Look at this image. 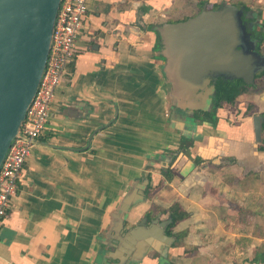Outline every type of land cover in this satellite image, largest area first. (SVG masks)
<instances>
[{
    "label": "crops",
    "instance_id": "1",
    "mask_svg": "<svg viewBox=\"0 0 264 264\" xmlns=\"http://www.w3.org/2000/svg\"><path fill=\"white\" fill-rule=\"evenodd\" d=\"M185 6L87 0L74 60L0 224V264H114L111 211L145 179L126 229L149 212L171 218L174 204L188 216L166 232V256L135 264H264V127L256 143L252 123L264 116V89L207 124L171 111L152 27L189 18Z\"/></svg>",
    "mask_w": 264,
    "mask_h": 264
},
{
    "label": "water",
    "instance_id": "2",
    "mask_svg": "<svg viewBox=\"0 0 264 264\" xmlns=\"http://www.w3.org/2000/svg\"><path fill=\"white\" fill-rule=\"evenodd\" d=\"M60 1L0 0V166L36 94ZM257 25L264 28L263 10L224 2L217 9L205 3L195 16L152 27L173 113L207 124L194 116L212 110L218 79L254 84L255 76L264 73L259 41L251 39ZM252 123L254 140L260 143L264 116H254ZM148 185L146 179L134 182L111 211L107 257L114 264H135L154 251L166 256L162 247L172 244L166 234L171 218L144 216L132 228L124 226L125 215L145 199Z\"/></svg>",
    "mask_w": 264,
    "mask_h": 264
},
{
    "label": "built area",
    "instance_id": "3",
    "mask_svg": "<svg viewBox=\"0 0 264 264\" xmlns=\"http://www.w3.org/2000/svg\"><path fill=\"white\" fill-rule=\"evenodd\" d=\"M86 14L87 0L60 1L44 72L20 131L0 166V224L17 192L23 166L45 129L55 90L65 81L67 68L74 60L76 39Z\"/></svg>",
    "mask_w": 264,
    "mask_h": 264
},
{
    "label": "trees",
    "instance_id": "4",
    "mask_svg": "<svg viewBox=\"0 0 264 264\" xmlns=\"http://www.w3.org/2000/svg\"><path fill=\"white\" fill-rule=\"evenodd\" d=\"M214 7V5H213ZM215 7H218L215 6ZM185 20V19H184ZM264 38V37H263ZM264 41V39H263ZM261 46V45H260ZM260 48V47H259ZM262 82V83H261ZM264 82V73L258 74L255 76L254 84L252 86L245 85L241 80H223L219 79L215 83V96L213 98V108L210 112H201L198 111L195 113V119L197 120H204V121H215V113L216 110L221 107L223 104L227 105H235L237 98L242 94L247 93L248 90L254 89L256 87L261 88ZM264 127V124H263ZM264 142V141H263ZM262 149V148H260ZM168 179H170L169 174L165 175ZM169 215L171 217V223L167 227L166 232L168 235L171 234V230L178 222L182 221L183 219L187 218L188 214L184 212L178 204H174L170 208ZM150 216V212L147 214Z\"/></svg>",
    "mask_w": 264,
    "mask_h": 264
},
{
    "label": "rangeland",
    "instance_id": "5",
    "mask_svg": "<svg viewBox=\"0 0 264 264\" xmlns=\"http://www.w3.org/2000/svg\"><path fill=\"white\" fill-rule=\"evenodd\" d=\"M224 2L231 3V4H234L237 6L244 5L247 7L255 8L257 10H264V0H214L212 2H210V0H181L180 9H182V12H183L185 10L184 8L186 7L185 5H187L188 7L194 8L193 11L188 13V16L192 17L193 15L199 13V11L201 10L202 6L205 3L207 4L208 7H211V5H214V7H215V6L222 4ZM185 16L183 15V13H181V15L178 18H182V17L184 18ZM173 18H175V16L170 18V20H172ZM259 85H258V88H259ZM260 89L261 90L264 89L263 84H262ZM251 90L254 91L255 89H251Z\"/></svg>",
    "mask_w": 264,
    "mask_h": 264
},
{
    "label": "flooded vegetation",
    "instance_id": "6",
    "mask_svg": "<svg viewBox=\"0 0 264 264\" xmlns=\"http://www.w3.org/2000/svg\"><path fill=\"white\" fill-rule=\"evenodd\" d=\"M212 9H217V7H210ZM200 12V11H199ZM198 14V13H197ZM196 15V14H195ZM193 15V16H195ZM186 19V18H185ZM184 20V19H183ZM252 36L251 39L252 40H257L259 41V45H257L256 50L257 52H259L261 55H264V41H263V37H264V28H262V26H256L254 28V30L251 31ZM261 45V46H260ZM260 47V48H259ZM219 80V79H218ZM217 80V81H218ZM214 98V97H213Z\"/></svg>",
    "mask_w": 264,
    "mask_h": 264
}]
</instances>
